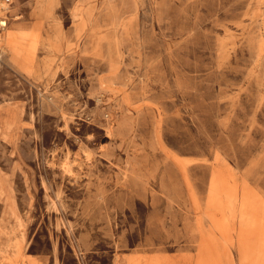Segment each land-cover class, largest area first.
Returning <instances> with one entry per match:
<instances>
[{"label":"rangeland","instance_id":"obj_1","mask_svg":"<svg viewBox=\"0 0 264 264\" xmlns=\"http://www.w3.org/2000/svg\"><path fill=\"white\" fill-rule=\"evenodd\" d=\"M2 19L0 264H264V0Z\"/></svg>","mask_w":264,"mask_h":264},{"label":"bare ground","instance_id":"obj_2","mask_svg":"<svg viewBox=\"0 0 264 264\" xmlns=\"http://www.w3.org/2000/svg\"><path fill=\"white\" fill-rule=\"evenodd\" d=\"M1 4H2L4 7H6L4 3H1ZM3 9H4V8H3ZM7 22H8L7 20L2 19L1 22H0V27H1L2 29H6V27H7V25H8ZM11 34H12V33H11ZM58 196H59V195H58ZM233 249H235V246H233Z\"/></svg>","mask_w":264,"mask_h":264}]
</instances>
